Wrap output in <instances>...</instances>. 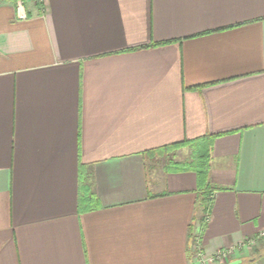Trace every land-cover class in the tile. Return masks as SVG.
<instances>
[{"label": "crops", "instance_id": "obj_1", "mask_svg": "<svg viewBox=\"0 0 264 264\" xmlns=\"http://www.w3.org/2000/svg\"><path fill=\"white\" fill-rule=\"evenodd\" d=\"M207 136L210 208L165 171L190 147L148 155ZM263 231L264 0H0V264H195Z\"/></svg>", "mask_w": 264, "mask_h": 264}, {"label": "trees", "instance_id": "obj_2", "mask_svg": "<svg viewBox=\"0 0 264 264\" xmlns=\"http://www.w3.org/2000/svg\"><path fill=\"white\" fill-rule=\"evenodd\" d=\"M211 142L212 137L207 136L203 139H199L193 142H182L170 147H165L163 149L157 151H151L148 155H159L161 157L167 155L169 152H174L186 147H190L193 150L192 154V161L191 162H184V163H174L173 161L170 162L165 171L169 172H187L191 171L197 174L198 177V184H199V196L197 200V205L199 207H206L210 208L211 203V195L213 189L208 184L209 179V165H210V158H211ZM88 193V190H86ZM82 200L80 204V212H84L89 210V207H84L82 205Z\"/></svg>", "mask_w": 264, "mask_h": 264}, {"label": "built area", "instance_id": "obj_3", "mask_svg": "<svg viewBox=\"0 0 264 264\" xmlns=\"http://www.w3.org/2000/svg\"><path fill=\"white\" fill-rule=\"evenodd\" d=\"M17 12L20 20H25L27 18L25 13L24 3L22 1L17 4ZM258 239H264V231L256 239H249L240 243L235 247H228L216 251L213 254L205 253L201 246L199 239H196L194 245V263L195 264H229L233 262L237 255L244 251L245 249H253L258 244Z\"/></svg>", "mask_w": 264, "mask_h": 264}, {"label": "rangeland", "instance_id": "obj_4", "mask_svg": "<svg viewBox=\"0 0 264 264\" xmlns=\"http://www.w3.org/2000/svg\"><path fill=\"white\" fill-rule=\"evenodd\" d=\"M174 152H176V151H174ZM192 154H193V150H192V153H189V152L188 153L187 152L185 153L184 152L183 156L180 155V159L188 160V161H185V162H191L192 161ZM173 162L174 163H184V162H177V161H173ZM151 166H152V168L154 170L159 169L162 166V161L159 160V159H156L155 161H153V163H152ZM154 170L152 172H156Z\"/></svg>", "mask_w": 264, "mask_h": 264}, {"label": "water", "instance_id": "obj_5", "mask_svg": "<svg viewBox=\"0 0 264 264\" xmlns=\"http://www.w3.org/2000/svg\"><path fill=\"white\" fill-rule=\"evenodd\" d=\"M229 264H242V261L237 260V261H233V262H231V263H229Z\"/></svg>", "mask_w": 264, "mask_h": 264}]
</instances>
